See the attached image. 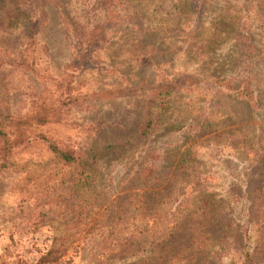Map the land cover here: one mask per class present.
<instances>
[{
    "label": "rangeland",
    "instance_id": "obj_1",
    "mask_svg": "<svg viewBox=\"0 0 264 264\" xmlns=\"http://www.w3.org/2000/svg\"><path fill=\"white\" fill-rule=\"evenodd\" d=\"M106 9L128 18L76 57L69 33ZM0 127V264H145L148 245L151 264H264L258 0H0ZM44 139L83 157L130 143L75 197Z\"/></svg>",
    "mask_w": 264,
    "mask_h": 264
},
{
    "label": "trees",
    "instance_id": "obj_2",
    "mask_svg": "<svg viewBox=\"0 0 264 264\" xmlns=\"http://www.w3.org/2000/svg\"><path fill=\"white\" fill-rule=\"evenodd\" d=\"M114 1L115 0H113V2ZM258 2L262 7H264V0H258ZM121 11L106 9L104 13L105 15L103 16L101 21H97L93 23L89 28H85L79 34H77L75 29H73L69 33L68 38L71 48L73 49V51H75V56L78 57L79 55L80 58H84L85 56H87V54L83 52L84 49H86L87 53H90L92 50H94V48H98V47L101 48V43L105 39V34H106L105 31L106 22L108 23L111 21L115 22V21H120V19L128 18V14L123 15L121 14ZM129 14H134V11H129ZM172 89L173 87L169 86L164 90L171 91ZM149 124L150 122L148 120L139 123L138 128L136 130L137 135L139 136L146 135L149 129ZM11 125L18 129L20 126H23V124L20 122V119H16V122ZM44 140L47 142V147L50 150L52 157H54L61 165L65 167H69L70 169L73 170L72 173L63 175L62 181L71 182L72 185L75 187V189L80 190L78 195H75V197H81L82 193H84L85 191H89V190L93 191V189L95 188L100 190L99 194H101L104 187L103 183L106 182L109 184V180L112 179L109 173L103 174L104 173L103 171L106 170L107 167L111 166L112 163H116L118 161V159L121 156V153L127 148L126 143H130L128 141H125L120 144H108L103 147L102 149L104 152L103 154L98 155L97 153H93L91 150H89L88 156L83 157V153L81 151L75 150L66 144H57L53 141H48L47 139ZM1 150L3 151L4 149ZM108 155L114 156L113 158L114 162L105 160ZM152 167L153 164L149 163L143 167L138 168L135 173V179L137 180L142 179L144 183L141 186L144 188L148 187L149 190H151V187L153 186L156 180L155 177H153L154 171ZM142 173L145 174L143 176L144 179L141 176ZM111 182L112 180L110 181V183ZM105 186H107V184ZM105 190H107L106 194L109 192L108 195H111L112 193L111 187L108 186L105 188ZM134 194L135 193H133V195ZM169 236L170 234L166 236L162 235L160 237V241L161 242L164 241ZM128 257L131 258L133 257V255H130ZM155 257H158L156 255L155 250L152 249V246L148 245L147 248H144V253L141 258V261L145 264H151L152 261L155 260ZM112 258H113L112 261H115V264L117 262H123L128 260L126 256H123L121 254L118 255V257H112ZM245 258H246L245 259L246 264H253V261L250 258V256L246 255ZM132 263L136 264L134 262Z\"/></svg>",
    "mask_w": 264,
    "mask_h": 264
},
{
    "label": "built area",
    "instance_id": "obj_3",
    "mask_svg": "<svg viewBox=\"0 0 264 264\" xmlns=\"http://www.w3.org/2000/svg\"><path fill=\"white\" fill-rule=\"evenodd\" d=\"M41 264H62L60 262H44V263H41Z\"/></svg>",
    "mask_w": 264,
    "mask_h": 264
}]
</instances>
